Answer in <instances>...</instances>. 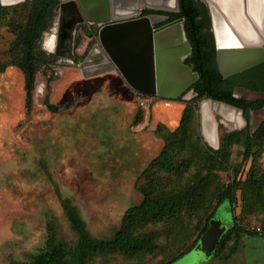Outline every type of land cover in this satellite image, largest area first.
<instances>
[{"label":"rangeland","instance_id":"1","mask_svg":"<svg viewBox=\"0 0 264 264\" xmlns=\"http://www.w3.org/2000/svg\"><path fill=\"white\" fill-rule=\"evenodd\" d=\"M22 2L3 6L12 7ZM50 33L52 34L51 29L45 32L43 39L39 41L40 47L42 45L45 50V41ZM14 36L6 25L0 26V63L7 60ZM97 40V35H85L82 31L81 37H77V60L50 56L49 62L41 65V72L40 67L29 93L34 99L31 115L22 118L20 125H16L15 129L13 128L17 118L25 110L24 101L28 92L25 88L24 73L16 66H8L0 72V227L6 231V234L0 237L8 236L9 216L21 218L13 223V229L22 235L9 236L4 239L2 245L0 244V264H9L12 261L26 262L40 251L48 236L47 220L54 222L61 238L75 244L77 233L70 226L65 210L66 202L79 206L83 218L89 219L87 225L91 228L89 230L93 236L103 238L114 234L120 225L126 205L141 199L140 193L134 187L136 178L133 176L141 168L144 170L164 146L165 139L158 134L157 127L163 125L169 131H175L180 125L182 112L187 104L184 100L175 103L172 100V106H156V97L149 98V95L141 94V97H136V107L127 101L120 102L121 108L117 109L118 103L109 97L114 91L105 85L92 96L94 109L87 116L84 115L90 111L91 104L85 105L82 100L77 106L57 114L52 112L53 119L49 127L42 123L41 119L47 114L43 109V94L50 95L54 92L53 89L59 80L45 82L48 74L56 71L63 75L66 71L65 65L69 64L77 67L74 69V78L99 75L100 73L87 76L80 66ZM86 45H89V49L82 58ZM53 50L46 51L54 53ZM126 88L130 93L135 91L129 85ZM245 95L252 98L259 96L251 92H245ZM50 100L61 103L58 97ZM203 100L205 98L192 100L197 105L201 135L200 105ZM68 114L74 118L67 120ZM78 114L80 115L77 116ZM263 122L264 111L259 116L254 113L252 129L247 128L245 132L255 135ZM222 133L223 131L220 134ZM203 140L207 143L204 137ZM229 146L231 164L220 172L223 180H231V176L236 172H241L242 178L255 173L264 177L262 151H257L253 157L246 159L243 143L236 142ZM238 193L236 214L240 217L241 191ZM214 218H222V226L225 229L233 224L234 212L228 199L220 203L212 219ZM263 218L264 214L260 211L250 218L243 219L241 224L247 228L252 223H262ZM24 223L30 227L26 232L31 240L27 242L24 237ZM243 243L238 252L229 259L218 258L215 250L208 253L200 248L192 254L188 262L264 264V237H245ZM189 252L170 264H177Z\"/></svg>","mask_w":264,"mask_h":264},{"label":"trees","instance_id":"2","mask_svg":"<svg viewBox=\"0 0 264 264\" xmlns=\"http://www.w3.org/2000/svg\"><path fill=\"white\" fill-rule=\"evenodd\" d=\"M57 3L58 0H26L12 7L0 4V26L6 25L15 35L7 60L0 63V72L8 66L18 67L24 73L28 94L36 72L49 61L39 41L52 25ZM180 9L160 13L170 15V19H185L184 30L192 46L188 63L200 74L195 101L213 98L239 102L232 95L233 78H224L218 68L208 5L203 0H180ZM81 29L84 27H80L79 37ZM97 34L98 28L87 33ZM244 102L255 108L261 105L259 101ZM197 117V105L192 101L185 105L175 131L163 125L157 127L158 134L165 139L164 146L138 176L135 189L141 199L125 210L114 234L93 236L78 207L66 202L70 226L77 233L75 244L61 238L54 222L47 220L48 236L40 251L29 261L9 264H170L195 247L226 199L231 202L234 222L220 239L216 256L231 258L246 234L264 237V218L259 223L262 232L248 230L241 224L260 211L264 214V177L255 173L242 178V173L236 172L225 181L220 175L231 164L229 144L243 143L246 159L257 151L264 153V122L255 135L245 129L223 131L220 148L213 149L203 142ZM238 191L242 198L240 217L236 214Z\"/></svg>","mask_w":264,"mask_h":264},{"label":"water","instance_id":"3","mask_svg":"<svg viewBox=\"0 0 264 264\" xmlns=\"http://www.w3.org/2000/svg\"><path fill=\"white\" fill-rule=\"evenodd\" d=\"M25 0H11V5ZM213 23L217 61L223 77L264 61V0L259 21L251 14L249 0H206ZM58 27L54 40L56 54L73 59L77 28L85 20L100 25L94 44L80 66L86 75L118 71L126 83L144 95L177 99L198 79V72L184 62L191 51L186 40L184 18L161 24L167 16L143 9L180 12V0H59ZM201 132L213 149L220 148L219 122L214 104L200 105ZM222 218L210 226L195 247L177 264H190L192 254L203 248L216 249L227 230Z\"/></svg>","mask_w":264,"mask_h":264},{"label":"flooded vegetation","instance_id":"4","mask_svg":"<svg viewBox=\"0 0 264 264\" xmlns=\"http://www.w3.org/2000/svg\"><path fill=\"white\" fill-rule=\"evenodd\" d=\"M260 1H262V0H260ZM205 2L208 5L206 0H205ZM59 4H60V2L58 0V3H57L56 8H55L56 14H55V17L53 18L52 25L50 26L49 29L44 31V34H45V32L50 31V29L52 31V34L50 33L49 38L45 41V46L47 48L46 50H49L50 52L54 48V46H52L51 43H52V40L53 41L55 40V36L57 33V27H58L57 6ZM208 8H209V12H210L209 5H208ZM160 12L161 11H159V12L158 11L157 12L144 11V9H143L141 12V15H149L152 13H159V14L167 16V19L164 22H162L161 24H158L157 26H161L165 23H168V22H171V21H174V20H177L178 18H180V17H178V18L170 19V15L160 13ZM210 16H211V13H210ZM211 21H212V17H211ZM184 22H185V19H184ZM81 26L84 27L83 32L85 35H87V33L91 32V31H94L95 28H98V30L100 28L99 23H97V22L92 23L88 20H85L82 24H80L78 26L77 32H76V37H75V44H74L75 57L73 59H69V58L60 56V55L56 54V52L54 50H53L54 53H50L49 51H46L42 47V45L40 48L42 50H44L49 55V58H50V56H53V57L65 58L66 60H77L76 51H77L78 47H77L76 43H77V37H78V33H79ZM211 31L213 33V38H214V42H215L216 60H217V46H216V40H215L214 31H213V23H212ZM44 34L42 36V39L44 37ZM185 38H186V40H188L187 36H185ZM189 43H190V41H189ZM190 46H191V44H190ZM88 49H89V45H86L84 47L83 53H85ZM90 50H88V51H90ZM191 55H192V46H191V51L188 54H186V56L184 57V62L186 64H189L188 62H189ZM44 64L46 65V63H44ZM65 68H66V71L63 75L60 74V72L55 71V73L48 74V79L45 80V82L50 81L52 83V82L57 81L59 79L58 83L56 84L55 88L53 89L54 92H51L50 95H49V93L43 94V100H42L43 103L42 104L44 105L43 109L45 110V112L47 114L41 120H42V123L46 127H49V125H51V120L53 119L51 116L52 112L54 114H57V113L61 112L62 110L68 109L69 107L79 105L78 103L81 102L82 100H83L82 102L85 105L91 104L90 105V111L84 115V116H87V114H89L91 112V110L94 109V107L92 105H94L95 103H94V99L92 96L97 94V92H99L100 89L102 87H104V85L106 87H110L111 89H113L114 92L109 97L112 98L113 100H115L116 103H118L117 109L121 108L120 102H127L128 101V102H131V104L134 107L137 106L136 105V102H137L136 97H138V98L141 97L140 96L141 94H136V92L133 90H132L133 92L130 93L128 88H126L128 84L126 83L125 79L123 78V76L118 71L109 70L106 72H102L97 76L96 75L91 76V77L83 76L84 79L85 78L87 79V81H83L84 80L83 77L74 78V75L76 74L74 69L77 68L75 65L66 64ZM218 68H219V65H218ZM41 69H42V67L39 69L40 72H41ZM194 71H196V70H194ZM196 72H198V71H196ZM198 74H199V72H198ZM229 77H232L234 80V83L232 85V95L234 98H237V100H239V102H230V101L218 100V99H213V98H205V99H210L213 101L214 114H215V116L219 122V132L220 133H221V131L233 132V131L243 130V129H247V128H249L251 130L252 129L251 126H252L253 114L257 113L259 116L260 113H262L264 111V61L254 65V66L243 69L237 73H234V74L230 75ZM229 77H227V78H229ZM199 78H200V74H199L198 79H196L191 84V86L186 91H184L177 99H173L170 97H163V96H159V95L152 96V97L157 98V100L155 102L156 106L171 105V104H173V103H170L172 100H174V103H175V101H181V100L182 101L184 100L186 103H189L192 100L196 99L198 96V93L195 89V85H196L197 81L199 80ZM35 79H34V83H35ZM64 85H67V86L65 87ZM46 87L44 88V91H45ZM245 92H251L253 94H258L259 96L255 97V98L247 97L245 95ZM53 97L60 98L61 103L58 104L55 101H51L50 99ZM80 98H82V99L80 100ZM149 98H151V96ZM33 100H34L33 96L31 94L27 93L25 101H24L25 110L22 111L21 116H19L17 118V121L15 122L13 129H15L16 125H20L22 118L25 119V118L30 117L31 111L33 110ZM85 100H87V101L84 102ZM245 100L248 102L249 101H251V102L259 101V102H261V105L259 107L255 108L253 106H250L249 103L246 104L244 102ZM142 104H143V102H142ZM80 105H82V104H80ZM139 105H140V102H139ZM68 115L69 116H68L67 120L74 118V116L72 117L71 114H68ZM79 115L80 114H78L77 116H79ZM61 119H62V117H61ZM56 120H57V118H56ZM63 120H66V119H63ZM29 123H31V121ZM46 127H44V129ZM220 141H221V134H220ZM225 233H226V231L224 232V234ZM223 235H222V237H223ZM246 236H248L250 238L253 237V235H248V234H246ZM243 237H242V241H241L240 245L244 244L243 243Z\"/></svg>","mask_w":264,"mask_h":264},{"label":"crops","instance_id":"5","mask_svg":"<svg viewBox=\"0 0 264 264\" xmlns=\"http://www.w3.org/2000/svg\"><path fill=\"white\" fill-rule=\"evenodd\" d=\"M141 165V164H140ZM139 171V170H138ZM137 171V173H135V175L133 176V178L135 177L136 179L134 180V187H135V182H136V180H137V177L141 174V172L143 171V168H141L140 169V171L138 172ZM136 175H137V177H136ZM134 203H136V202H133L132 204H134ZM132 204H128V205H126V208H124V211L122 212V215H123V213L125 212V210H127V208L129 207V206H131ZM77 207H78V210L80 209L79 208V206L77 205ZM80 212V211H79ZM122 215H121V218H122ZM12 216H9L8 217V220L10 221L8 224V226H7V230L9 231V233H7L8 234V236L7 237H5V238H9V236H12V237H22V235H20V233H18V232H15L14 231V226H13V223H15V222H17V221H19L20 219H15L14 217H12ZM87 221V224H89V219L88 220H86ZM25 222V221H24ZM120 224V223H119ZM30 227H29V224L27 225V224H25L24 223V231L26 232L27 231V229H29ZM88 228L91 230V228L89 227V225H88ZM2 234H6V231L4 232V228H1L0 227V236L2 235ZM6 236V235H5ZM24 237H26L27 238V240H26V242L27 241H30L31 240V238H30V236H28V233L26 232V234L24 235ZM245 237H248V236H246V235H244V237H243V240H244V238ZM4 237H0V244L2 245V242L4 241V239H5ZM248 238H250V237H248ZM42 247V246H41Z\"/></svg>","mask_w":264,"mask_h":264},{"label":"bare ground","instance_id":"6","mask_svg":"<svg viewBox=\"0 0 264 264\" xmlns=\"http://www.w3.org/2000/svg\"><path fill=\"white\" fill-rule=\"evenodd\" d=\"M5 2H10L11 0H4ZM262 7V1L260 0H249V8L251 14L259 21L260 19V9ZM52 46H54V41L52 40Z\"/></svg>","mask_w":264,"mask_h":264},{"label":"built area","instance_id":"7","mask_svg":"<svg viewBox=\"0 0 264 264\" xmlns=\"http://www.w3.org/2000/svg\"><path fill=\"white\" fill-rule=\"evenodd\" d=\"M248 230L255 231V232H262L263 227L260 224L252 223L247 227Z\"/></svg>","mask_w":264,"mask_h":264}]
</instances>
